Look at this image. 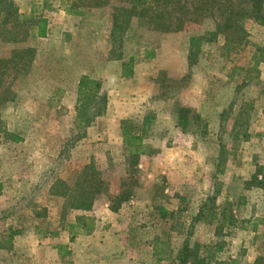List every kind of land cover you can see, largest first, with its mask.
<instances>
[{"label": "rangeland", "instance_id": "obj_1", "mask_svg": "<svg viewBox=\"0 0 264 264\" xmlns=\"http://www.w3.org/2000/svg\"><path fill=\"white\" fill-rule=\"evenodd\" d=\"M76 1L0 0V264H177L188 238L189 264H264L254 179L264 170V26L246 24L239 50L219 36L190 59L213 18L178 33L140 28L119 49L111 7ZM15 10L23 18L6 15ZM119 54L137 57L132 78ZM234 67L258 73L238 89ZM82 76L106 99L89 125L77 111ZM182 107L207 134L181 131ZM146 118L154 154L134 165L122 123Z\"/></svg>", "mask_w": 264, "mask_h": 264}, {"label": "trees", "instance_id": "obj_2", "mask_svg": "<svg viewBox=\"0 0 264 264\" xmlns=\"http://www.w3.org/2000/svg\"><path fill=\"white\" fill-rule=\"evenodd\" d=\"M76 2L85 3L90 8L111 7L113 26L111 36L114 41L118 42L119 49L126 40L130 41L140 28L162 34L178 33L189 30L192 25L199 26L204 21L213 18L216 23L214 31L192 38L190 59L194 56L197 45L203 42H214L219 36L225 38L227 52L239 50L244 46L248 37L246 24L253 22L264 26V0H125L124 2L118 0H77ZM13 12L11 11V14L8 12L6 15H12L18 19L23 18L22 15L17 16L16 10L15 13ZM153 57V51H150L147 58L152 59ZM117 59L122 61V77L132 78L137 57L125 58L123 54H119ZM237 70L244 73L243 83L238 86V89L250 84L254 80L253 74L258 73L256 69L234 67L231 76ZM104 97L100 81L93 80L88 76L81 77L77 111L83 124L89 125L104 112L106 105ZM225 115V113L221 115L222 128L226 119ZM148 123V118L144 120L142 126L129 120L122 123L123 145L134 161V165L140 157L154 154V151L145 144ZM177 126L183 133H188L194 127L197 134L208 133V123L198 113L187 107L180 108ZM217 165L219 166V162ZM259 176H262V181H259L258 185L260 188H264V183H262L264 180L263 169H260L254 179L257 180ZM122 196H124L123 202L130 198L129 195L124 194ZM215 198V195L208 197V202L202 205L195 221L198 222L202 218L205 209L209 205H213L209 203H214ZM191 257L192 249L188 238L183 243L177 264H189Z\"/></svg>", "mask_w": 264, "mask_h": 264}, {"label": "crops", "instance_id": "obj_3", "mask_svg": "<svg viewBox=\"0 0 264 264\" xmlns=\"http://www.w3.org/2000/svg\"><path fill=\"white\" fill-rule=\"evenodd\" d=\"M258 68L260 69V70H262V71H264V61L262 62V63H260V65L258 66ZM135 72V71H134ZM93 238V237H92ZM92 238H88V241H90V240H94V239H92Z\"/></svg>", "mask_w": 264, "mask_h": 264}]
</instances>
